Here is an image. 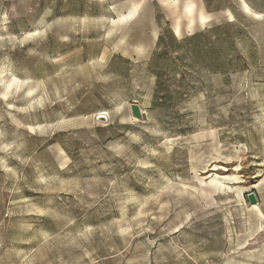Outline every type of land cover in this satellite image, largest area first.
<instances>
[{
    "label": "rangeland",
    "instance_id": "rangeland-1",
    "mask_svg": "<svg viewBox=\"0 0 264 264\" xmlns=\"http://www.w3.org/2000/svg\"><path fill=\"white\" fill-rule=\"evenodd\" d=\"M0 264H264V0H0Z\"/></svg>",
    "mask_w": 264,
    "mask_h": 264
},
{
    "label": "water",
    "instance_id": "water-1",
    "mask_svg": "<svg viewBox=\"0 0 264 264\" xmlns=\"http://www.w3.org/2000/svg\"><path fill=\"white\" fill-rule=\"evenodd\" d=\"M131 112H132V116L135 119L143 120V121H146L148 119L147 114L144 111H142L141 107L137 104H133L131 106ZM103 119L104 121H106V118L104 116H103ZM247 199L251 205L258 203V197L255 193H249L247 195Z\"/></svg>",
    "mask_w": 264,
    "mask_h": 264
},
{
    "label": "bare ground",
    "instance_id": "bare-ground-1",
    "mask_svg": "<svg viewBox=\"0 0 264 264\" xmlns=\"http://www.w3.org/2000/svg\"><path fill=\"white\" fill-rule=\"evenodd\" d=\"M243 6H244L245 10H247L248 12L250 11L249 6H248L244 1H243ZM186 9H187V11H188L189 13H191L192 10H193L192 5H188ZM247 11H246V12H247ZM250 13H251V12H250ZM253 15H254V14H253ZM256 17H258V15H257ZM202 19H203V20H206L204 16H202ZM177 31H179V30L177 29ZM218 175H219V174H218ZM217 180H218V179H217ZM221 183H222V181H221Z\"/></svg>",
    "mask_w": 264,
    "mask_h": 264
}]
</instances>
